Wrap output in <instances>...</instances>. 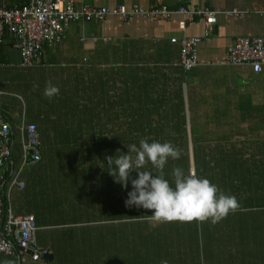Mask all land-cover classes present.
<instances>
[{"label": "crops", "instance_id": "0c3cea01", "mask_svg": "<svg viewBox=\"0 0 264 264\" xmlns=\"http://www.w3.org/2000/svg\"><path fill=\"white\" fill-rule=\"evenodd\" d=\"M74 1L76 6L111 8L123 4L149 9L166 5L185 7L189 11L208 9L217 14L207 36L203 18L188 20L183 15L155 20L136 17L129 22L109 15L99 23L73 22L59 42L43 47L38 63L31 67L20 65V53L11 35L5 31L0 43V117L10 124L15 136L12 154L15 170L21 163L18 139L21 125L34 124L37 127L45 156L44 159L42 155L35 166L28 165L20 170L16 183H22V187L13 184L10 171L5 173V204L12 215L39 212L35 209L36 203L33 202L30 208L24 200L27 190L36 182L34 173L41 169L38 174L41 176L46 168L64 162L55 151L76 148L79 142L86 141L79 135L71 142L77 145H72L61 138L65 134L91 132L90 124H78L75 120L79 110L83 111L79 116L84 117L87 110L88 120H95L108 115L110 101L148 103L146 108L151 112L148 116L170 121L158 132L186 134L189 172H195L194 144L207 148L205 144L226 138L228 146L239 141L244 144L243 150H249L246 144L254 139L258 141L252 135L259 130L264 133V66L260 72L254 73L250 66L225 62L227 48L236 39L264 37V0ZM180 22H184L183 27ZM190 37L201 39L196 46L198 65L185 70L180 65V42ZM48 82L58 86L57 95H44ZM254 102L260 103L259 110H253ZM92 103L100 104L99 110L94 111ZM178 123L182 124L180 129ZM222 127L226 129L222 130ZM213 133L221 135L205 137ZM48 151L57 155L46 157ZM207 178L222 192L234 194L232 188L224 184V179ZM62 179L58 177L55 181ZM244 197H237L239 207L217 223L195 220L156 222L146 218L136 221L131 252L123 254L119 248L117 251L102 248L100 264H160L164 259L169 264H207L205 260L201 261L198 252L200 246L204 248V238L209 242L219 240L221 247L218 249L221 251L223 243L231 240L235 241L234 245L237 241L238 244L246 240L251 243L248 240L252 238L253 230L264 228L258 224L253 226L250 215H247L249 209H253V203L245 204ZM240 213L245 217L240 218ZM37 236L38 245L52 257L48 262L43 259L45 264H76L65 251L63 237L55 235L53 238L52 234L44 232H38ZM120 238L118 235L116 248L122 245ZM219 255L214 254L217 260L213 262L221 261ZM5 260H14L15 264H39L33 262L26 252L19 256L0 254V261Z\"/></svg>", "mask_w": 264, "mask_h": 264}, {"label": "trees", "instance_id": "16d2710c", "mask_svg": "<svg viewBox=\"0 0 264 264\" xmlns=\"http://www.w3.org/2000/svg\"><path fill=\"white\" fill-rule=\"evenodd\" d=\"M147 104L142 101L125 103L110 101L108 115L95 120H88L87 110L84 117L79 116L82 110L77 112L75 120L78 124H82L81 122L90 124L91 132L84 134L75 132L61 135V138H65L68 144L72 145H77L71 142H74L75 138L78 139L79 135L81 140L86 141L79 142L76 148L55 151L64 162L59 166L55 165L52 173L49 172L50 167L46 168L45 176L49 177L46 181H41V176L38 175L41 169L37 170V173H34L37 175L34 176L36 182L32 189L27 190L24 197L29 205L27 207L32 206L34 202L35 209L39 211L32 213L36 225L37 245L38 232L50 233L53 238L55 235L63 237L66 240L63 242L65 251L75 259L76 264H100L102 248L111 251H117L119 248L123 254L131 252L133 244L131 237L136 221L139 222L145 218L144 215L151 214V210L125 205L126 193L131 185L129 183L128 189H122L121 185L115 182L106 171V157L113 156L118 149L127 152L125 144H138L141 138H148L149 142L170 141L182 150V154L178 160L169 159L164 169L165 178L172 179L171 170L174 167H182L186 174L189 173L186 134L158 132L159 129H165V124L170 121L148 116L150 109L146 108ZM93 105L94 111L99 110L100 104L92 103L91 106ZM97 115H100L99 112ZM178 124L177 127L180 129L182 124ZM38 135L41 157L35 164L44 156L40 134ZM220 139L205 144L208 145L207 148L193 145L195 172L201 176H210L215 181L224 179V184L232 188L234 194H239L238 198L245 196L243 200L245 204L249 201L253 203L251 204L253 209L247 210L253 226L258 224L264 227V143L254 139L252 143L246 144L249 150H243L244 144H239V141L228 146L229 140ZM15 141L13 136L12 154ZM237 144L239 146L235 147ZM19 148L21 161L22 152L21 147ZM48 152L49 155L46 154V157L57 155H53L52 151ZM43 158L45 159V156ZM68 160L70 162H66ZM135 175L132 173L133 177ZM31 177L32 175L29 181ZM58 177L63 179L55 181ZM249 195L250 199H247ZM6 199H3L5 212L9 208L5 204ZM239 217L245 216L240 213ZM43 226L48 229L43 230ZM253 232V236H250L252 238L248 240L251 243L246 240L238 244L237 241L234 245L233 240L221 241L224 242L221 251L218 249L221 247L219 240L218 243L215 240L209 242L204 238L202 243L204 248L200 246L198 249L201 261L205 260L207 264H264V228ZM118 235L121 236L119 240H122V245L119 244L116 248ZM214 254H220L219 263L213 262L217 260Z\"/></svg>", "mask_w": 264, "mask_h": 264}, {"label": "built area", "instance_id": "2783aa9c", "mask_svg": "<svg viewBox=\"0 0 264 264\" xmlns=\"http://www.w3.org/2000/svg\"><path fill=\"white\" fill-rule=\"evenodd\" d=\"M216 12L208 9L189 11L185 7L170 8L156 5L141 8L137 5L126 7L117 4L111 8L91 7L85 4L75 5L74 0H0V43L7 31L14 41L21 57V66H35L42 54L43 47L61 40L63 34L73 22L99 23L109 15L120 17L129 22L136 17L150 19L169 18L183 15L188 20L201 17L205 24V36L216 21ZM180 27L184 22L179 23ZM175 42L176 39H171ZM201 41L198 37L182 39L180 42V65L190 70L198 65L196 46ZM225 62L232 65H247L254 73L264 66V37H241L227 48ZM21 163L15 170L12 157L14 133L10 124L0 117V254L14 255L27 252L33 262L45 264L42 257L48 253L39 247L36 241V225L32 214L14 216L8 209L4 211L3 199L6 198L4 183L5 173L10 171L13 184L24 166L40 160L39 135L34 124L19 127ZM22 133L24 135H22Z\"/></svg>", "mask_w": 264, "mask_h": 264}, {"label": "clouds", "instance_id": "9594fccd", "mask_svg": "<svg viewBox=\"0 0 264 264\" xmlns=\"http://www.w3.org/2000/svg\"><path fill=\"white\" fill-rule=\"evenodd\" d=\"M59 93L58 86L48 82L44 95ZM127 152L119 149L106 157L107 172L126 193L125 205L151 210L144 217L156 222L210 221L217 223L239 207L234 194L222 192L209 178L195 172L185 173L182 167L171 170V181L165 178V166L169 159L178 160L182 150L170 141L160 142L141 138L139 143L125 144ZM151 167H148V166ZM155 170V171H154ZM135 173V177L132 176ZM0 264H15L14 260ZM160 264H169L167 259Z\"/></svg>", "mask_w": 264, "mask_h": 264}, {"label": "rangeland", "instance_id": "374dc122", "mask_svg": "<svg viewBox=\"0 0 264 264\" xmlns=\"http://www.w3.org/2000/svg\"><path fill=\"white\" fill-rule=\"evenodd\" d=\"M258 105H260V103H258V102H254V104H253V107H254V111L255 110H259V107H258ZM224 129H226V128H223L222 127V130H224ZM263 131H261V130H259V133H260V135H259V133H254V135H252L253 137L252 138H257V139H259L261 142H263L264 143V133H262ZM212 135H221V134H215V133H213V134H206L205 135V137L207 136H212ZM223 135V134H222ZM224 135H228V134H224ZM236 135H238V134H236ZM250 138V135L248 136V139ZM53 169H54V167H50V171L49 172H51L52 173V171H53ZM48 178L45 176V174H43V175H41V181H46ZM57 233H59V232H57ZM39 246V245H38ZM40 247V246H39ZM42 248V247H41ZM27 253V252H26ZM21 253H16V254H14V255H10V256H19ZM29 254V253H28ZM46 254H48V253H46ZM42 259H43V257H42Z\"/></svg>", "mask_w": 264, "mask_h": 264}, {"label": "water", "instance_id": "95a60500", "mask_svg": "<svg viewBox=\"0 0 264 264\" xmlns=\"http://www.w3.org/2000/svg\"><path fill=\"white\" fill-rule=\"evenodd\" d=\"M51 255L50 254H45V255H43V259H44V261L45 262H48V261H50L51 260Z\"/></svg>", "mask_w": 264, "mask_h": 264}]
</instances>
